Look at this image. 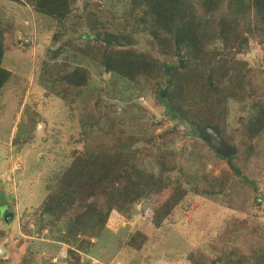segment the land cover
<instances>
[{
	"label": "trees",
	"instance_id": "16d2710c",
	"mask_svg": "<svg viewBox=\"0 0 264 264\" xmlns=\"http://www.w3.org/2000/svg\"><path fill=\"white\" fill-rule=\"evenodd\" d=\"M25 1L36 11L42 29L68 34L65 44L74 43L70 34L80 36L75 27L83 24L82 19L90 13L86 25L92 36L86 42L91 43L84 45L85 51L79 50V61L68 54L61 60L57 48L48 49L41 61L47 76L39 81L51 93L62 99L83 89L93 93L96 87L91 85L88 66L94 65L110 74L105 83L110 92L116 91L118 80L125 81L131 99L137 95L154 98L162 104L164 115L190 126L193 133L217 125L221 138L233 146L231 141L236 140V134L239 136L237 153L224 157L229 171L214 177L193 175L177 164L183 157L186 165L194 164L198 171L204 169L193 144L185 153L174 142L164 149L166 139L153 141L154 148L149 151L156 164L150 166L147 158L141 159L131 148L132 140L121 142L117 138L104 145L89 141L50 188L34 220L40 222L38 229H46L47 237L58 245H70L65 250L70 259L79 261V253L89 245L93 247V232L107 230L112 211L125 215L127 207L143 202L150 210V221L162 223L188 193L200 192L189 187L191 184L200 180L210 184L204 190L209 196L234 190V178L228 180L233 173L242 172L232 159L260 156L264 162V147L259 143L264 133V86L256 94L252 92V87L264 85V76L252 74L246 59L238 57V52L248 49L252 41L264 42V0H108L102 7L88 0H81V4L79 0ZM122 5V22L118 23L115 11ZM128 27L130 32L126 31ZM13 29L12 19L0 26V89L10 77L1 62ZM69 58L79 64L65 62ZM231 101L248 108L237 132L227 129ZM95 103L101 121L111 113L112 106L108 113L100 97ZM134 103L147 111L148 106L142 102ZM96 123L97 127L89 123V132L100 134L101 125ZM241 179L250 184V192L256 191L253 180L246 175ZM148 237V233L138 230L126 244L140 251ZM214 240L209 242L216 250L213 254L193 250L186 255L185 263L264 264V233L252 238L248 234L229 245Z\"/></svg>",
	"mask_w": 264,
	"mask_h": 264
},
{
	"label": "rangeland",
	"instance_id": "374dc122",
	"mask_svg": "<svg viewBox=\"0 0 264 264\" xmlns=\"http://www.w3.org/2000/svg\"><path fill=\"white\" fill-rule=\"evenodd\" d=\"M90 1L102 7L108 0ZM122 9L123 5L115 11L118 23L122 22ZM11 19L14 29L7 38L8 48L1 62L10 71V77L0 89V264H186L185 257L193 250L213 254L216 250L209 242L214 239L229 245L248 234L252 238L264 233V162L260 156L232 159L242 173L230 176L228 181H235L230 193L227 186L224 194L206 195L204 190L210 184L200 180L189 186L200 192L188 193L169 218L158 224L150 221L148 205L136 201L127 207L125 215L112 211L107 230L93 232V247L83 249L79 261L70 259L65 253L70 245H58L47 237L46 229H38L40 222L34 220L50 188L89 141L104 145L117 138L121 142L132 140L131 148L137 150L141 159L147 158L150 166L156 164L149 151L154 148L153 141L166 139L164 149L171 148L174 142L185 153L193 144L204 169L198 171L194 164L186 165L183 157L177 164L198 176H219L229 171L230 165L203 143L198 130L193 133L190 126L164 115L159 101L141 95L131 99L128 84L121 80L116 83V91L110 92L105 84L110 74L94 65L88 66L93 78L91 85L96 87L93 93L83 89L62 99L43 86L39 79L46 77L47 72H42L41 61L48 49L60 50L59 58L63 61L66 54L79 61V50L85 51L84 45L91 43L86 42L92 36L86 25L90 13L82 19L83 24L75 27L80 36L69 35L74 41L71 44L63 43L68 34L42 29L36 11L25 0H0V26ZM130 30L131 27L126 29ZM238 57L246 59L252 74L264 76V42L252 41L248 49L238 52ZM77 61L65 60L74 65L79 64ZM262 86L252 87V92L256 94ZM249 95H245L246 100ZM96 97L107 105L108 113L112 106L111 113L101 121L97 119ZM134 102L148 106L147 111ZM228 111L227 129L237 132L248 108L231 101ZM96 121L101 125L100 134L89 132V123L97 127ZM19 134L22 135L18 138ZM235 138L231 143L238 146L239 136L236 134ZM259 143L264 147V133ZM243 175L256 183V191L250 192V184L241 179ZM138 230L149 234L140 251L126 244L127 238Z\"/></svg>",
	"mask_w": 264,
	"mask_h": 264
},
{
	"label": "water",
	"instance_id": "95a60500",
	"mask_svg": "<svg viewBox=\"0 0 264 264\" xmlns=\"http://www.w3.org/2000/svg\"><path fill=\"white\" fill-rule=\"evenodd\" d=\"M203 143L216 155L225 157L227 155H235L237 148L227 144L220 135V129L217 125L205 126L198 129Z\"/></svg>",
	"mask_w": 264,
	"mask_h": 264
},
{
	"label": "crops",
	"instance_id": "0c3cea01",
	"mask_svg": "<svg viewBox=\"0 0 264 264\" xmlns=\"http://www.w3.org/2000/svg\"><path fill=\"white\" fill-rule=\"evenodd\" d=\"M128 264H132L131 262H129Z\"/></svg>",
	"mask_w": 264,
	"mask_h": 264
},
{
	"label": "clouds",
	"instance_id": "9594fccd",
	"mask_svg": "<svg viewBox=\"0 0 264 264\" xmlns=\"http://www.w3.org/2000/svg\"><path fill=\"white\" fill-rule=\"evenodd\" d=\"M198 130V129H197Z\"/></svg>",
	"mask_w": 264,
	"mask_h": 264
}]
</instances>
